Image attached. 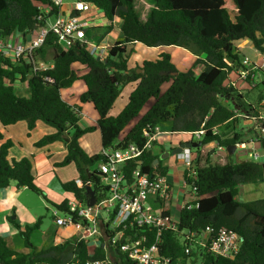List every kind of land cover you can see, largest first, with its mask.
I'll list each match as a JSON object with an SVG mask.
<instances>
[{"label": "trees", "instance_id": "1", "mask_svg": "<svg viewBox=\"0 0 264 264\" xmlns=\"http://www.w3.org/2000/svg\"><path fill=\"white\" fill-rule=\"evenodd\" d=\"M79 1L91 3L108 21L107 25L87 30L96 42L113 29L115 18L121 21L119 35L103 59L91 55L84 44L63 48L51 32L34 54L42 61L51 62L50 69L33 71L26 61L12 62L0 56V188L15 182L18 187L24 186L48 201L35 182L30 157H9L13 143L1 128L20 120L26 122L28 130L37 120L55 128V132L42 136L34 145L41 147L57 140L64 143V159L55 165L74 162L79 176L60 182V187L82 202L89 198L88 183L95 199L106 194L102 174L95 166L101 159L100 152L89 155L79 143L82 135L94 129H99L102 149L124 147L129 143L142 145L144 131L153 132L155 126L170 132H193L203 124L207 129L205 133L197 141L190 140L192 144L200 142V146L195 147L197 152L210 142L226 147L240 140L239 133L223 136L213 133L211 128L233 120L237 114L259 112L258 104L264 99L262 92L248 101V93L243 95L223 84L228 72L240 63L242 53L236 46L238 41L248 39L255 49L264 52V0H153L144 19L135 7V0ZM40 6L48 12L44 14ZM59 11L50 0H0V37L13 33L25 37L43 24L34 18L38 13L46 18ZM135 43L146 47L186 48L196 56L194 64L203 68L199 72L192 67L179 70L166 51L153 59H144L140 65L129 66ZM76 64L82 65L83 70L75 68ZM48 77L51 80H47ZM77 80H82L86 87L80 94V103H92L97 112L95 126L80 127V106L69 104L61 97L60 90ZM17 82L26 84L27 95L15 88ZM165 83L168 85L162 90ZM128 84L131 88L126 103L119 111L110 112L122 88ZM260 84L264 86V81L255 87ZM150 99L153 102L140 115ZM135 118L134 124L131 123ZM157 158L159 154L153 148L148 149L123 168L130 172L139 166L142 171L164 175L167 167L162 165L161 159L155 163ZM263 165L252 160L223 164L207 161L199 165L195 157L183 172L186 186L189 192L194 191L196 198L189 202L190 207H180L179 230L200 231L207 225L215 230L221 226L233 229L240 238V248L234 258L213 254L172 231L162 234L160 252L181 264H264V197L246 202L236 198L239 185L264 181ZM53 205L66 209L67 199ZM11 222L18 229L25 249L12 248L0 235V264H61L73 255L81 261L90 257L87 244L77 242L74 237L47 247L30 243L31 235L40 227L41 217L24 227L14 220ZM152 232L149 227L138 230L139 235L151 236ZM100 256L99 248L94 257Z\"/></svg>", "mask_w": 264, "mask_h": 264}, {"label": "built area", "instance_id": "2", "mask_svg": "<svg viewBox=\"0 0 264 264\" xmlns=\"http://www.w3.org/2000/svg\"><path fill=\"white\" fill-rule=\"evenodd\" d=\"M50 1L58 6L60 11L46 18L41 12L38 13L34 18L43 24L25 37L19 33L0 37V56L12 62L26 61L33 71L50 69L53 66L51 62L42 61L34 57V54L43 44L45 36L51 32L63 48L76 43L84 44L91 55L103 59L112 43H102V40L96 42L87 33L90 27L100 26L101 23L92 22L88 16L94 6L79 0ZM40 9L44 14L48 12V9L42 6ZM236 46L242 45L237 42ZM47 80L51 78L48 77ZM262 81L264 52H260L254 60L242 55L239 65L228 72L223 85L242 93ZM5 82L8 83V80L5 79ZM244 116L254 122L255 132L248 141L240 140L236 145L247 150L250 160L257 161L259 154L255 145L263 148L264 152V115L257 112L250 115L246 113ZM206 130L202 124L199 130L190 132V135L200 138ZM211 130L218 133L217 126H213ZM161 133L159 126H155L153 132L144 131L145 139L142 145L129 143L124 147L110 146L101 149L97 168L102 174L101 180L102 185L106 186V194L98 200L95 199L93 205L71 199L67 201L66 209L52 208L51 214L58 226L71 228L77 242L92 244L89 258L81 261L73 255L61 264H181L179 260L160 252L163 242L161 236L168 231L182 234V239L206 247L213 254L231 259L235 257L240 248V238L231 228L221 226L215 230L207 225L200 231L179 230L177 217L169 211L173 192L172 185L165 175L142 171L139 166L132 168L130 172L124 170L123 166L128 161L139 158L146 150L152 148L157 135ZM249 141L253 142L250 148L246 145ZM217 147L225 149V146ZM175 156L184 162L186 168L193 160L190 147H183ZM138 163L140 164V160ZM183 185L186 186L184 178ZM189 194L190 198L184 200L181 206H191L189 202L196 197L194 191ZM103 212H106L105 217ZM141 227L151 228L152 235H139L138 230ZM99 248L102 256L94 257ZM185 250L188 251V248Z\"/></svg>", "mask_w": 264, "mask_h": 264}, {"label": "crops", "instance_id": "3", "mask_svg": "<svg viewBox=\"0 0 264 264\" xmlns=\"http://www.w3.org/2000/svg\"><path fill=\"white\" fill-rule=\"evenodd\" d=\"M144 18H145V16H144ZM115 19H118V18H115ZM115 22L116 21L114 20V23ZM120 22L121 21L119 19L118 26H120ZM107 23H108V21H107V19H105V21L101 20V23H99V24H100V26H104V24H107ZM114 23H113V25H114ZM116 38H114V40ZM107 42L113 43L110 41H107ZM239 42H240V44H243L241 47H238V48H240V50H242L246 47L245 44L250 42V41L248 39H242V40L238 41V43ZM137 47H142L143 49H148V50L159 49V50H157L158 53L156 54L155 57H157V55L161 51H165V48L175 47L177 53L174 55L170 54L171 59L175 63V65L177 66V68L179 70H186V69H183L182 67H180L174 61V57H176V58L179 57L180 58L179 60L181 61L180 63L182 64L184 59H188L187 58V49H185L183 47H180V46L146 47V46L141 45L140 43H135L134 45H132L133 49H136ZM179 50L185 51L186 55H182V53H180ZM155 57H153V58H155ZM153 58H150V59H153ZM129 62H130V58H129ZM129 66H130V64H129ZM75 68H77L81 71L83 70L82 65L76 64ZM202 68H203V66L198 64V65H196L194 70L196 72H199ZM16 88L21 94L28 92L27 86L24 85V83H22V82H17ZM85 88L86 87H85L84 82L82 80H77L70 87L62 88L60 90L61 97L64 101H66L69 104H78L80 106V118L78 120V125L82 128H84L86 126H95L96 125V119L98 117L97 112L95 111L92 103H90V102L80 103V101H79L80 94L85 90ZM244 92H245V94L248 93V91L246 89L243 90V92H242L243 95H245ZM249 93H248V101H252L250 99ZM126 99H127V94H126V98H123L122 101H120L119 103H118L119 100L117 101L118 105L115 108V110H116L115 112L119 111L120 108L123 107V105L126 103ZM263 101H264V99H262L261 102L258 104L260 106L258 111L260 113H262V115H264ZM152 102H153V99H150L149 102H147L143 106L142 110L140 111V115H142L148 109V107L150 106V104ZM113 107H114V105H113ZM112 110H113V108H112ZM242 114L243 115L238 114L236 116V118L237 117L242 118L243 119L242 123H245V124L248 123V125L246 126L248 128L247 131H251L252 128H255L254 122L252 120H250L249 118H246V116H244L246 114L245 112H243ZM236 118H234L233 120H235ZM136 119L137 118L133 119L131 121V123L132 122L134 123V121H136ZM131 123H130V125H131ZM228 123H229V121L225 124H228ZM217 128H218V126H217ZM1 130L4 133V136L6 138H10L12 143H13L9 149V157H13L15 159H20L22 157H30L31 163H32V174L35 178V182L38 185V187L43 188V186H44L47 188V187H49L48 185L52 184L53 180H55L54 184L55 185L57 184L56 190L55 189H50V190L51 191H60V192H56L57 193V199H58L56 203H60L64 199H67V201L71 200V199H75L74 197H72V193L64 192L61 189L60 182H64V181H63V178L60 176V174H59V176L58 175L55 176V174H57L56 172L59 171L56 168L55 163L59 162L63 158V156H65V153H66L64 143L62 141L57 140V141H53V142L48 143V144L41 146V147H37L34 145V142L37 141L38 139H40L42 136L55 132L54 127H52L51 125H49L47 123H44L41 120H37L36 125L31 130H28L26 122L24 120H20L14 124L7 125L5 128H1ZM127 130H126V132H127ZM232 130L233 131L230 134H225L223 136H230L234 132L239 133V131L234 130V127ZM160 131L162 133L157 135L158 138L155 140V141H157V144H155V145L153 144V146H152L153 150L156 153H158L159 156L161 153H164L166 150L173 149L182 143H186V142L191 143L190 140L197 141L199 139L195 136L190 135V132H170V131H164L161 129H160ZM126 132H124V133H126ZM96 133H97V131L94 134H91L90 132L85 133L84 135H82L79 138V143H80L81 147L89 155L100 152V150L102 149L101 148V141H100V145H96V144L90 145V143H92L91 136H97ZM175 134L177 137L178 136H187V138L180 137V138L174 139V137H172V136H174ZM218 134H219V132H218ZM252 137H253V135L251 137H249L248 140ZM240 140H243V139L240 137ZM215 145L217 147V144L215 142L207 143L201 147V152H204L205 147H210V150L212 151L210 156L214 157L216 154H219V153H217V151H219V152L224 151L222 149H219L218 147L214 148ZM237 147L238 146L236 145L235 149ZM152 148H150V149H152ZM190 148H193V147H190ZM226 152H227V150H226ZM227 154H229V153H227ZM219 160L221 161L220 164H223L226 162V161L224 162L225 158H223L222 155H221V158ZM226 160L230 161L229 158H226ZM262 163H264V161H262ZM162 165L166 166L167 170H168V167L172 164L167 163V162H164V163L162 162ZM199 165H203L202 161L199 162ZM183 166L184 167L182 168V170L178 171L179 172L178 175H179V178L181 180L180 186L184 190L183 192H181V195L178 193H177L178 195L175 194L176 189L174 190L173 182L168 180L171 183L172 188H173V190H172L173 194H172L171 202L169 204V211L171 214H172V206L177 207V213L179 214V209H180L182 202L184 200H187V198L188 199L190 198V194L186 193L185 185H183V172L186 169V165L184 164ZM96 167H98V162H97ZM175 170L177 171V169H175ZM166 173H167V171H166ZM164 175L166 176V174H164ZM78 176H74L73 178L76 179ZM257 182H262V181H257ZM41 185H43V186H41ZM28 191L33 192L24 186L18 187L15 182H11L7 187L0 188V235L4 236L5 239L7 240V242L9 243V245L12 248L17 249V250H24L25 249L24 248V242L22 239L21 243L16 244L18 248H15L12 246L11 240H13V237L16 234H19V231L13 225L11 220L16 221L18 224H20L21 227H24L27 225H32L36 221V219L38 218L37 217L35 219V217L37 216V214L39 212L38 208H36V207L30 208V206L28 205L27 201H30V199H31V196H30V194H28ZM176 192H180V190H178ZM178 214H176L174 216L178 217ZM52 219H53V216H52ZM53 222H54V219H53ZM74 236L75 235L73 233V230L69 227H63V226L57 225L54 227V231H51V232H42V231H40V227H39L31 235L30 243H32L38 247H47V246L55 244V243L63 242L65 239L70 238V237H74ZM20 237H21V235H20ZM91 245H92L91 243L89 245L87 244L89 252H90V249L92 247Z\"/></svg>", "mask_w": 264, "mask_h": 264}, {"label": "rangeland", "instance_id": "4", "mask_svg": "<svg viewBox=\"0 0 264 264\" xmlns=\"http://www.w3.org/2000/svg\"><path fill=\"white\" fill-rule=\"evenodd\" d=\"M153 5V0H135V7L138 11V13L141 15V18H144V16L147 14V12L149 11V9L152 7ZM89 13V17L92 19V22H101L105 21V18L103 17V14L97 10L96 8L92 7L90 9ZM87 13V14H88ZM52 20V18H50V21ZM115 23H114V27L113 30H111L103 39H102V43H104V41H110V42H114V38L118 37L119 35V19H115ZM240 43V42H239ZM243 45V44H241ZM245 48L241 50L242 55H246L248 56L251 60L256 59V57L258 56V54L260 53V51H258L257 49L254 48V46L252 45L251 42H248L245 44ZM186 49V48H185ZM159 49H152V50H148V49H143L142 47H137L136 49H133L131 56H130V66H134L136 64H141L143 59H150L156 56V54L158 53ZM165 51L170 53L171 55H174L177 53L176 48L175 47H169V48H165ZM180 53H182V55H186L185 51L179 50ZM178 58V59H177ZM174 57V61L183 69H188V68H195L196 64L195 60L196 57L194 56V54L190 51L187 50V58L188 59H182L183 63L181 64L180 62V58L179 57ZM226 80V79H225ZM224 80V81H225ZM24 85H26L24 83ZM168 83L163 84L161 87L162 90H164L167 87ZM240 85V84H239ZM15 88H16V83L14 84ZM131 87H129V84L124 86L121 90V95L119 98H117L115 100L114 103V107L113 110L110 111L112 113H115V108L117 107L118 103L120 101H122L123 98H126V94L129 91ZM248 89V88H247ZM250 92V93H249ZM258 92H262L264 94V86L263 85H258L257 87L250 89L248 91L251 100H254L256 94ZM28 92L24 93L23 95H27ZM124 94V95H123ZM245 94V92H244ZM119 100V101H118ZM118 101V103H117ZM223 102H227L225 99H222ZM242 118H236L235 120L229 121L228 124H222L219 125L217 128V131L219 132L220 135H225V134H230L233 130L235 131H239L240 133V137L244 140L247 141L249 137H251L255 130H251V131H247L248 128L246 127L248 125V123H242ZM135 122V121H134ZM134 124V123H133ZM130 126V125H129ZM126 127L123 131L126 132V130L129 128ZM97 131V136H91V141L92 143H90V145H100V133L98 129H94L93 131H90L91 134H94ZM89 133V132H88ZM249 136V137H248ZM122 137V136H121ZM174 139L176 138H180V137H185L187 138V136H176V134L174 136ZM253 144L252 141H249L248 143H246V145L248 146V148L251 147V145ZM214 148H217L216 145L214 146ZM256 151L259 154V158H258V162H262L264 161V152H263V148H261L258 145H255ZM226 149V147H225ZM224 149V151H217V153L214 157L210 156L211 154V150L210 147H205L204 148V152H201V148L199 150V152H197L195 150V148H191V152H192V157H198L199 162L202 161V164H205V162H211V163H220L221 161L219 160L221 158V155L223 158H225L224 162L227 161L226 158H229L230 161L232 162H237V161H242V160H249L250 158L248 157L247 154V150L244 149H240V148H236L234 150V152L232 154H227L226 150ZM101 151V150H100ZM226 153V154H225ZM221 154V155H220ZM227 156V157H226ZM64 159L63 158L60 160L62 161ZM162 162H167L170 163L172 165H170L168 167L167 173H166V177L169 181L173 182L174 185V190L176 189V191L180 190V192H176L175 194H180L181 192H183L184 190L181 188V180L179 178V172L181 171L182 168L184 167V162L182 160H179L176 158L175 154H171L163 159H161ZM59 161V162H60ZM161 162V163H162ZM223 162V161H222ZM183 164V165H182ZM97 165V163L95 164V166ZM56 168L59 170L58 172H56L57 174H55V176H60L63 178V181H70L73 180L74 176H78L79 172L76 168V165L74 164V162H69L66 163L64 165H57ZM177 169V171L175 170ZM55 179V178H54ZM45 183V182H44ZM50 183V182H49ZM55 180H53L52 184H49V187H41L40 189L43 191L44 196L48 199V201H46L44 199V197L42 195H39L35 192H29L28 194H30L31 199L28 202V205L30 206V208L36 207L38 208V214L35 217V219L37 217H41V223H40V231L42 232H51L54 231V227L57 226L56 223L53 222L52 219V208L54 207L53 203L57 202V193L56 192H60V191H51L50 189H55L57 187V184L55 185ZM180 187V188H179ZM186 189V193H189V187L185 186ZM173 190V188H172ZM177 194V195H178ZM264 197V181L262 182H251V183H244L241 184L240 186H238V193H237V200L241 201V202H246V201H251V200H255V199H259V198H263ZM175 198V197H174ZM188 199V198H187ZM28 200V199H27ZM175 203V202H174ZM46 207L48 209H46ZM172 214L176 215L177 213V207L176 206H172ZM106 216V212H103V217ZM22 241V237H20L19 234H16L13 237V240H11L12 246L15 248H18L16 244L21 243Z\"/></svg>", "mask_w": 264, "mask_h": 264}, {"label": "water", "instance_id": "5", "mask_svg": "<svg viewBox=\"0 0 264 264\" xmlns=\"http://www.w3.org/2000/svg\"><path fill=\"white\" fill-rule=\"evenodd\" d=\"M141 71H143V69H140ZM233 104V103H232ZM262 145L264 146V142L262 143ZM200 146V142H197L196 144H192L189 142L186 143H182L179 146L170 149V150H166L164 153H161L159 158H157L154 162L156 163L159 159H163L171 154H176L177 152L181 151V149L183 147H199ZM235 144H230L226 146V150L227 153L232 154L234 152L235 149ZM264 167V165H263ZM86 193L89 195V198L87 200V204L88 205H93L95 202V196H94V191L92 190L91 186L89 185V183L86 186Z\"/></svg>", "mask_w": 264, "mask_h": 264}]
</instances>
